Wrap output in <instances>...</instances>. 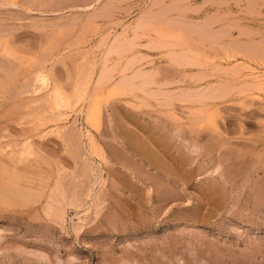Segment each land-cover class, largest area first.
Wrapping results in <instances>:
<instances>
[{
    "label": "rangeland",
    "instance_id": "rangeland-1",
    "mask_svg": "<svg viewBox=\"0 0 264 264\" xmlns=\"http://www.w3.org/2000/svg\"><path fill=\"white\" fill-rule=\"evenodd\" d=\"M3 43L0 161L44 199L0 264H264V0H0Z\"/></svg>",
    "mask_w": 264,
    "mask_h": 264
},
{
    "label": "bare ground",
    "instance_id": "bare-ground-1",
    "mask_svg": "<svg viewBox=\"0 0 264 264\" xmlns=\"http://www.w3.org/2000/svg\"><path fill=\"white\" fill-rule=\"evenodd\" d=\"M98 1V0H97ZM100 2V1H99ZM96 3V2H95ZM98 4V3H97ZM11 5H16L14 3H12ZM92 5V4H91ZM85 6V9L89 10L94 6ZM97 6V5H96ZM84 9V10H85ZM69 10V9H68ZM80 10V9H79ZM70 11V10H69ZM86 11V10H85ZM204 29V28H203ZM4 44V45H3ZM0 46V57L6 59L7 61H16V58L14 57V55L16 54L14 51H12L8 46L7 43H3ZM164 46V45H163ZM13 48V47H12ZM17 59H19L17 57ZM42 63V62H41ZM45 69V68H44ZM42 70V69H41ZM41 70L40 73H41ZM49 71V69L47 70ZM39 73V72H38ZM43 73V72H42ZM49 73V72H48ZM88 73V72H87ZM44 74V73H43ZM47 74V73H46ZM36 75V73H35ZM34 74L32 76L37 77V79H35L34 81H39V83H43L44 82V76H42V74H37L35 76ZM49 75V74H48ZM47 76V75H46ZM244 76V74H243ZM246 77L249 78L250 83H248V88H250L248 91L252 90L253 88H257V87H263L264 86V74H260V73H256L252 70H250V72H248L246 75ZM73 77V76H72ZM105 77V76H104ZM91 78V77H90ZM49 80V76L48 79ZM91 80V79H90ZM68 81V80H67ZM70 81V80H69ZM86 81V80H85ZM33 82V81H32ZM47 82V81H46ZM50 82V81H48ZM54 82H51V85L53 86ZM14 82L11 79V76H9V74L6 72V70L0 66V102H3L6 99L7 94L10 92L12 86H13ZM26 84V82H25ZM38 84V82H37ZM83 84V83H81ZM40 85V84H39ZM43 85V84H42ZM50 85V84H49ZM56 85V84H55ZM90 85V84H89ZM44 86V85H43ZM42 86V87H43ZM51 86V87H52ZM58 86V85H57ZM85 86V85H84ZM123 86V85H122ZM146 86V85H145ZM83 87V86H82ZM86 87V86H85ZM34 88V87H32ZM41 88V87H38ZM36 88V89H38ZM54 88V86L52 87ZM57 88V87H56ZM84 88V87H83ZM88 88V87H87ZM247 88V87H246ZM258 88V89H260ZM86 89V88H85ZM264 89V88H263ZM77 91V90H76ZM75 91V92H76ZM86 91V90H85ZM84 91V92H85ZM215 91V90H214ZM213 92V91H212ZM221 92V91H220ZM35 93V91H34ZM39 93V92H38ZM29 94V93H28ZM31 94V93H30ZM75 94V93H74ZM37 95V94H36ZM51 95V100H52V105L50 107V111L51 114L54 115V117L59 116L60 113H57L61 110H64L68 103V101L64 100L62 98V95H60L59 90L58 89H53ZM79 96V95H78ZM39 97V96H38ZM47 97V96H46ZM64 97V96H63ZM82 97V95H81ZM85 96H83L78 102L80 104H82L83 102V98ZM75 98V97H74ZM78 98V97H77ZM80 98V97H79ZM40 100V99H39ZM40 104V103H39ZM75 105V104H74ZM79 105V104H77ZM76 105V106H77ZM75 106V107H76ZM69 107V106H68ZM40 107H38L39 109ZM63 108V109H62ZM37 109V110H38ZM44 110L40 109L38 110L36 117L38 118L39 121H43V118L46 116L44 111L45 108H43ZM60 109V110H59ZM69 109V108H68ZM41 110L45 113L42 114ZM48 110V111H49ZM59 110V111H58ZM70 110V109H69ZM73 110V109H72ZM76 110V109H75ZM49 113V112H48ZM47 113V114H48ZM50 115V113L48 114ZM57 115V116H56ZM63 115V114H62ZM50 119V118H49ZM60 119V118H59ZM38 121V122H39ZM55 121V120H54ZM42 124V123H41ZM60 128V127H59ZM62 132V131H61ZM61 132H58V136L61 135ZM38 137V136H37ZM61 137V136H60ZM59 138V137H58ZM62 138V137H61ZM60 138V140H61ZM89 138V137H88ZM90 140V139H89ZM92 142V141H91ZM28 144V143H26ZM26 146V145H23ZM22 146V147H23ZM28 148V147H27ZM26 149V148H25ZM27 150V149H26ZM25 150V151H26ZM20 151V150H19ZM4 154V152H1ZM17 153V152H16ZM23 153V152H22ZM7 155V154H5ZM24 155V154H23ZM33 155V154H32ZM5 157V156H4ZM21 157V156H20ZM39 157V156H38ZM17 158V157H16ZM23 158V157H22ZM20 158L19 161L15 160V157H11L10 159H6V160H1L0 161V207L1 208H7V207H28L34 204H39L41 202L42 199H44V192H42V190L40 188H34L33 186H30V184L33 182L31 180H29V178L23 177L22 175H20V173L18 172V168L17 166L20 165V163H23V159ZM5 159V158H4ZM25 159V157H24ZM25 162V161H24ZM28 162V160L26 161ZM26 165V164H25ZM24 165V166H25ZM21 170V169H20ZM24 175V174H23ZM35 185V183H34ZM43 189V188H42ZM44 191V190H43ZM60 197V196H59ZM55 213V212H54ZM61 215V214H60Z\"/></svg>",
    "mask_w": 264,
    "mask_h": 264
}]
</instances>
